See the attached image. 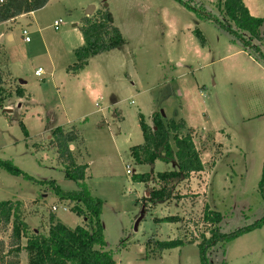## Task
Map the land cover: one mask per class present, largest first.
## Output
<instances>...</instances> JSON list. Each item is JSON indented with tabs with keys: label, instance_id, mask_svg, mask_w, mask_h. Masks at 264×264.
<instances>
[{
	"label": "rangeland",
	"instance_id": "374dc122",
	"mask_svg": "<svg viewBox=\"0 0 264 264\" xmlns=\"http://www.w3.org/2000/svg\"><path fill=\"white\" fill-rule=\"evenodd\" d=\"M223 2L49 0L1 26L0 34L13 35L0 39L2 95L21 87L26 95L0 105V161L20 170L0 166V200L22 201L31 229L47 233L52 214L67 227L82 224L57 191L86 188L102 201L104 250L115 264H203L198 243L211 236L213 212L221 215L223 234L264 220V61L215 21L225 19ZM245 3L264 17V0ZM106 10L123 43L92 56L79 72L68 70L83 44L84 19ZM259 47L264 53V42ZM155 112L164 124L182 119L194 129L204 164L202 172L172 180L170 198L156 202L146 197L163 186L158 173L178 170V162L161 154L162 160L140 164L130 150L144 142L140 114L154 127ZM61 126L80 134L70 148L78 164L88 165L83 182L67 176L50 143ZM139 174L148 181L135 180ZM177 215L178 222L161 220ZM177 238L194 242L160 251L161 242ZM20 257L28 264L25 250ZM206 258L208 264H264V223L230 241L218 239Z\"/></svg>",
	"mask_w": 264,
	"mask_h": 264
},
{
	"label": "trees",
	"instance_id": "16d2710c",
	"mask_svg": "<svg viewBox=\"0 0 264 264\" xmlns=\"http://www.w3.org/2000/svg\"><path fill=\"white\" fill-rule=\"evenodd\" d=\"M49 0H0V24L16 20L19 16L29 14L44 7ZM223 21L205 12L204 18L214 19L227 31L239 38L245 47L254 55L264 61V53L259 45L264 42V17H256L251 14L244 0H224ZM83 36V44L74 49L76 61L68 70L79 72L88 64L89 58L119 47L124 38L121 31L115 26L110 13L99 11L94 18L87 16L80 27ZM247 34L248 36H246ZM198 37L202 38L201 34ZM257 40V45L253 41ZM3 84V74L0 69V88ZM22 98L25 90L21 87L7 96L2 95L0 89V105L9 96ZM154 127L146 122L143 114H140V126L144 138L142 144L130 148L131 154L140 164H153L162 160L161 154L173 156L178 162V170H169L158 173L161 188H154L146 198L151 201H160L170 198L172 195L169 184L174 179L189 178L193 173L204 170L200 149L194 141V129L187 128L181 119H170L163 123L159 112L153 113ZM24 131L26 130L22 124ZM186 130V132H184ZM26 132V131H25ZM80 134L73 129L57 127L53 131L51 145L56 150L59 158L65 163L66 174L76 181H85L87 177V164H78L75 154L71 150V144H77ZM172 141V143H171ZM175 147V151L173 148ZM159 150H162L159 152ZM140 153L146 157L141 159ZM0 166H5L11 172L20 170L9 163L0 161ZM148 174H139L135 180L148 181ZM260 190L264 194V173L260 182ZM57 194L60 200H68V205L79 217L82 224L74 228L67 227L59 221H55L56 214L51 215V226L47 233L40 230H32L24 216V204L22 201L0 200V234H7V241L0 239V264H21V253L25 250L28 264H115L111 255L104 250L103 229L101 225L102 201L94 197L86 188ZM209 212V211H207ZM208 217L213 224L211 236L198 243L201 260L208 264L206 251L218 239L230 241L236 236L248 232L261 224L264 220L248 227H243L230 233L219 232L221 215L218 212ZM162 221L178 222L179 217L167 216ZM26 238V244L23 239ZM184 242L193 243L194 240L177 238L164 241L159 244L160 251L172 249Z\"/></svg>",
	"mask_w": 264,
	"mask_h": 264
},
{
	"label": "built area",
	"instance_id": "2783aa9c",
	"mask_svg": "<svg viewBox=\"0 0 264 264\" xmlns=\"http://www.w3.org/2000/svg\"><path fill=\"white\" fill-rule=\"evenodd\" d=\"M61 23H62L61 19L55 20L53 23L55 29H57ZM28 33H29L28 30L26 28H23V39L26 42L30 41V37L28 36ZM41 72H42L41 68L37 69V71H36L37 75H40ZM127 173H131V170L129 168L127 169ZM63 208L66 209V207H63ZM57 209L58 208L56 206L53 207L54 211H57Z\"/></svg>",
	"mask_w": 264,
	"mask_h": 264
},
{
	"label": "crops",
	"instance_id": "0c3cea01",
	"mask_svg": "<svg viewBox=\"0 0 264 264\" xmlns=\"http://www.w3.org/2000/svg\"><path fill=\"white\" fill-rule=\"evenodd\" d=\"M244 2H245V0H244ZM245 4H246V3H245ZM33 13H34V12L29 13V14H24V15L19 16L18 18H21V17H23V16H27V15H33ZM18 18H17V19H18ZM7 23H8V22H7ZM7 23L0 24V27L3 26L4 24H7ZM10 36L12 37L11 39H13V35H12V33H8L7 35L0 34V39H1V40H5L6 37L9 38ZM22 88H23V87H22ZM25 95H26V92H25ZM73 147H74V145H71V148H72V149H73ZM73 152H74V150H73Z\"/></svg>",
	"mask_w": 264,
	"mask_h": 264
},
{
	"label": "water",
	"instance_id": "95a60500",
	"mask_svg": "<svg viewBox=\"0 0 264 264\" xmlns=\"http://www.w3.org/2000/svg\"><path fill=\"white\" fill-rule=\"evenodd\" d=\"M95 12V6L91 5L89 6L88 10H87V14L90 16ZM12 37L10 36L9 39H11ZM23 82V81H22ZM71 147V146H70Z\"/></svg>",
	"mask_w": 264,
	"mask_h": 264
}]
</instances>
